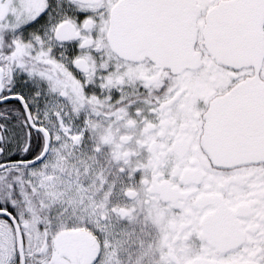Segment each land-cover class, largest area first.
I'll list each match as a JSON object with an SVG mask.
<instances>
[{"label": "snow or ice", "instance_id": "1", "mask_svg": "<svg viewBox=\"0 0 264 264\" xmlns=\"http://www.w3.org/2000/svg\"><path fill=\"white\" fill-rule=\"evenodd\" d=\"M0 264H264V0H0Z\"/></svg>", "mask_w": 264, "mask_h": 264}]
</instances>
